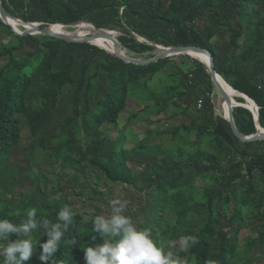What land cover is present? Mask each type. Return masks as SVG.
I'll list each match as a JSON object with an SVG mask.
<instances>
[{"label":"trees","instance_id":"trees-1","mask_svg":"<svg viewBox=\"0 0 264 264\" xmlns=\"http://www.w3.org/2000/svg\"><path fill=\"white\" fill-rule=\"evenodd\" d=\"M1 4L8 14L42 26L88 21L114 30L122 48L136 58L155 56L156 45L205 48L222 78L257 103L264 128V0ZM94 40L109 49L102 38ZM182 57L190 62L175 63L165 90L148 97L163 111L173 107L187 120L170 132H159H169L174 139L160 149L162 155L149 152L145 138L127 148L123 136L108 135L107 127L117 124L138 88ZM0 61V218L19 223L35 207L37 218L55 223L59 210L71 207L74 227L62 239L52 264H84L83 249L100 242L92 222L102 213L94 203H107L101 187L108 185L134 189L129 204L141 213V228L155 229L166 205L177 207L170 236L192 235L198 241L187 252L173 251L186 264H264V140H240L223 114H216V86L200 59L177 54L135 64L88 42L17 35L0 18ZM231 97L246 104L243 98ZM233 116L240 133L256 132L247 107L234 106ZM206 139L213 149L202 147ZM36 149L47 151L53 165L73 171L59 184L61 199H50L41 188L31 165ZM199 177L211 180L203 186L204 200L183 199L182 188ZM71 195L89 202L93 212L76 209ZM243 228L253 235L241 243ZM35 238L47 239L43 230ZM34 251L27 264H41L39 244Z\"/></svg>","mask_w":264,"mask_h":264},{"label":"rangeland","instance_id":"rangeland-1","mask_svg":"<svg viewBox=\"0 0 264 264\" xmlns=\"http://www.w3.org/2000/svg\"><path fill=\"white\" fill-rule=\"evenodd\" d=\"M18 29L23 30L24 26L21 24L17 25ZM65 31L74 32L75 27H65ZM110 34L116 38V32L112 30ZM95 36V35H94ZM97 38H100L96 36ZM110 43L113 42L110 39ZM132 56V54H130ZM188 63L189 58L182 57L177 61L169 63L164 69L156 73L148 82L147 85H141L138 89V95H134L127 102V110L123 112L120 116L117 124H109L106 129V133L111 137L115 138L118 136L124 137V144L127 148H130L138 143L139 140L144 139L147 144V150L149 152L156 151L157 155L161 156L162 152L160 149L162 147L166 148L170 146L174 139L170 130L179 126L182 122H186V117L178 112L175 114L176 109L169 107L167 110L161 109L151 102L148 97L151 92H162L166 88L167 76L173 71V65L175 63ZM3 61H0L2 64ZM139 86L140 84L137 83ZM235 97V96H233ZM212 100L215 104L216 114L222 115L223 110L226 109L225 102L215 88L212 93ZM236 103V101H235ZM135 114L134 117H132ZM165 124V127L162 125ZM166 128L169 132L160 134L159 132ZM155 133L156 135L150 136V133ZM26 140H24V144ZM202 147L204 149L211 150L214 148L210 141L206 139L203 142ZM52 158L49 156L47 151L43 149H36L31 165L33 167L34 174L39 178L41 188L48 194L50 199H61L64 193L60 190V182L67 181L69 176L73 174L72 170H65L61 168L58 164L53 165ZM64 173V174H63ZM210 182V178L207 177L205 180L199 177L191 185L182 188L181 197L187 201L198 202L204 200L203 186ZM102 192L105 194V200L107 203H94L98 207L103 215L110 214L109 201L113 198H121L128 202L126 214L129 215L134 223L140 227L142 223V215L140 212L136 211L133 204H129L134 197V189L130 186L121 185H108L101 187ZM84 193L91 196L89 190H85ZM136 197H139L136 195ZM71 199L75 203V208L78 210H87L88 212H93V208L90 207V203L84 201L81 197H74L71 195ZM231 207L228 209V213L231 212ZM177 216V207L174 205H166L164 208V214L159 225L155 229L151 230L154 240L157 244L164 248L165 251H175L181 248V238H172L170 231L175 224ZM148 228V227H147ZM248 228H243L240 232L239 238L240 242L244 243L246 238L252 236Z\"/></svg>","mask_w":264,"mask_h":264},{"label":"clouds","instance_id":"clouds-1","mask_svg":"<svg viewBox=\"0 0 264 264\" xmlns=\"http://www.w3.org/2000/svg\"><path fill=\"white\" fill-rule=\"evenodd\" d=\"M109 205V215L100 214L93 219V230L100 242L83 249L84 264H186L183 258L159 246L150 229L134 223L126 214V200L113 198ZM74 215L71 207L65 205L59 210L55 223L48 218H37L35 207L29 209L19 223L0 218V264H27L38 244L41 264H52L62 239L74 227ZM41 230L47 239L37 242L35 234ZM197 242L195 236H184L180 247L187 252Z\"/></svg>","mask_w":264,"mask_h":264},{"label":"water","instance_id":"water-1","mask_svg":"<svg viewBox=\"0 0 264 264\" xmlns=\"http://www.w3.org/2000/svg\"><path fill=\"white\" fill-rule=\"evenodd\" d=\"M0 18L3 21V23L5 25H8L11 28V30L17 35L25 36L28 34H31V35L42 34V35H46V36H52V37L60 38V39L65 40V41L88 42V43L96 45V46L110 52L111 54L121 58L122 60H124L126 62H131V63H135V64H140V65H147V64L157 62L161 59H164V58H167V57H170L173 55H177V54L189 55L190 51L204 55L205 58L200 59V60L206 66L207 71L210 74L213 83L215 84V86H216L218 92L220 93V95L222 96L223 100L226 102V109L223 110V117L230 123L231 128H232L233 132L235 133V135L240 140L246 141V142L261 140V139L264 140V128H262V126L259 123V115H258L259 107H258L257 103L251 97H249L247 94L240 92L237 89L233 88L230 84H228L222 78V76L217 72V70L215 68V62H214V57H213L212 53L205 48H200L197 46H182V45L169 46V47L156 45L157 54L151 58L142 59V58L133 57L130 54H128L127 50L122 48V45L119 43V41L110 34V32L112 30H107L104 28L96 27L93 23L88 22V21H77V22H73V23H55V24H50V25H46V26H42L41 25L42 23H39V22H25L18 17H14V16L8 14L4 10V8L1 4V0H0ZM11 19H16V20L20 21L22 24H24L25 25L24 29L20 30V29H16L14 26H12V24L10 23ZM81 23H88V24L92 25L96 30H99L98 35H101V36L105 35L109 39H111V41L113 42V48L107 49L104 46H101L99 44L94 43L93 42V40L95 38L94 34L80 36V34H78L76 32L77 29L74 30V32H67V31H64L62 29L64 27H75L77 25H80ZM57 27H59V28H57ZM135 36H137V35L135 34ZM223 85H226L228 88L237 92L239 94V97L243 98L245 101H248L250 103V105L243 104L241 102L235 103L234 100L232 99V97L230 96V94L225 90ZM234 106H245L252 112L254 122L256 125V132L255 133L250 134V135H244V134L239 132V130L236 127V124L234 121V116H233V107Z\"/></svg>","mask_w":264,"mask_h":264},{"label":"bare ground","instance_id":"bare-ground-1","mask_svg":"<svg viewBox=\"0 0 264 264\" xmlns=\"http://www.w3.org/2000/svg\"><path fill=\"white\" fill-rule=\"evenodd\" d=\"M10 23L16 29H18L17 28L18 27L17 26L18 24H21V25H23L25 27L24 24H22L20 21H18L16 19H11L10 20ZM57 28H59V27H57ZM63 30L65 31V29H63ZM75 30H76V32L78 34H80V36L94 34L95 36H98V37L102 38L108 44L109 49H112L113 48V44L110 43V39L107 36H105V35H102V36L101 35H98L99 34V30H96L92 25H90L88 23H81L80 25L75 26ZM67 32H69V31H67ZM93 42L96 43V44H99L95 40H93ZM189 55L190 56H194V57L196 56V58H198V59H204L205 58L204 55H201V54L196 53V52H191V51H190ZM223 86H224L225 90L230 94V96H237V97H239V94L237 92H235L232 89L228 88L226 85H223ZM245 103L248 104V105H250V103L248 101H245ZM225 105H226V102H225Z\"/></svg>","mask_w":264,"mask_h":264},{"label":"built area","instance_id":"built-area-1","mask_svg":"<svg viewBox=\"0 0 264 264\" xmlns=\"http://www.w3.org/2000/svg\"><path fill=\"white\" fill-rule=\"evenodd\" d=\"M201 103L202 102H198V105H197L198 108H201Z\"/></svg>","mask_w":264,"mask_h":264}]
</instances>
